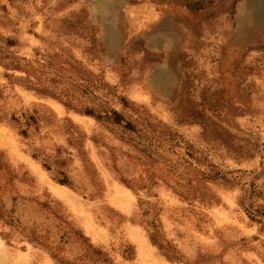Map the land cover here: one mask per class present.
<instances>
[{
  "label": "rangeland",
  "instance_id": "obj_1",
  "mask_svg": "<svg viewBox=\"0 0 264 264\" xmlns=\"http://www.w3.org/2000/svg\"><path fill=\"white\" fill-rule=\"evenodd\" d=\"M0 264H264V0H0Z\"/></svg>",
  "mask_w": 264,
  "mask_h": 264
},
{
  "label": "trees",
  "instance_id": "obj_2",
  "mask_svg": "<svg viewBox=\"0 0 264 264\" xmlns=\"http://www.w3.org/2000/svg\"><path fill=\"white\" fill-rule=\"evenodd\" d=\"M90 112V111H87ZM114 122L120 124L124 129L135 131V124L131 120H125L123 116L116 110L113 111ZM140 146L148 147V144L141 143ZM150 146V145H149Z\"/></svg>",
  "mask_w": 264,
  "mask_h": 264
}]
</instances>
